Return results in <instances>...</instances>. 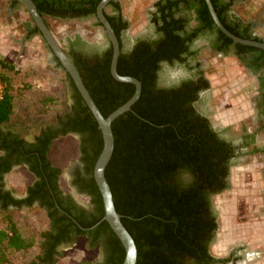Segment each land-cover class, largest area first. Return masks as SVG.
Returning <instances> with one entry per match:
<instances>
[{
  "label": "trees",
  "instance_id": "16d2710c",
  "mask_svg": "<svg viewBox=\"0 0 264 264\" xmlns=\"http://www.w3.org/2000/svg\"><path fill=\"white\" fill-rule=\"evenodd\" d=\"M12 1L15 5L18 0ZM32 1L48 27V17L65 18L68 12L71 17L94 14L100 0H79L76 8H68L65 0ZM201 3L200 20L215 27L204 0ZM211 3L231 33L261 41L252 36L247 26L236 29L225 22L226 4L217 0ZM104 15L119 42L118 74L132 76L141 83L140 95L131 109L111 123L114 147L104 170L115 209L137 249L135 264H209L212 258L208 249L217 227L210 198L228 186L230 167L241 157L264 152V144L235 156L231 140L215 132L191 105L195 91L190 83L155 87L158 62L179 58L182 51V39L172 23L164 19L157 27L155 39H138L130 50L124 51L119 38L121 28L111 22V16ZM30 20L33 22L31 17ZM28 26L29 36L40 35L34 24ZM216 30L224 46L234 44L238 52H253L252 58L242 59L246 66L257 70L261 62L264 65L263 49L234 43ZM75 42L81 43L78 39ZM72 45L71 41L69 46ZM64 51L104 117L133 95L132 83L117 81L110 73L112 48L99 56L83 52L76 57L72 50ZM16 71L13 62L0 56V208L6 211L9 205L21 208L37 203L36 208L45 210L48 225L37 237L25 236L10 215L4 213L8 225L0 228V264L7 263L12 251L35 246L39 252L29 264H56L61 256L60 247L77 241L89 249L102 247L105 254L101 261L82 264H122L125 250L103 220L102 197L93 177L94 164L103 146L95 118L66 73L75 103L53 123L41 127L31 140L21 137L5 126L13 112L11 76ZM259 114L264 115L263 108ZM257 131L240 136L244 148L254 143ZM66 135L79 136V163L71 169L70 184L77 193L89 198L85 206L78 205L72 194L61 187L62 169L49 159L53 142ZM21 164L28 168L33 181L27 186L28 196L16 199L11 190L3 188L2 179L13 165Z\"/></svg>",
  "mask_w": 264,
  "mask_h": 264
},
{
  "label": "rangeland",
  "instance_id": "374dc122",
  "mask_svg": "<svg viewBox=\"0 0 264 264\" xmlns=\"http://www.w3.org/2000/svg\"><path fill=\"white\" fill-rule=\"evenodd\" d=\"M151 2L152 0H124L123 8L131 19L132 35L146 30L145 9ZM234 2L233 9L236 14L243 21L256 23V35L264 38V0ZM46 20L48 28L61 46L65 39L74 33H79L93 42H103L101 29L92 20L63 21L49 17ZM24 23L31 26L34 24L19 0L15 5L12 0H0V56L17 66L16 73L11 76L13 112L5 126L21 137L31 140L41 127L53 123L58 115L69 110L72 90L65 72L59 80L42 79L37 65L48 69V63L45 60L46 55L39 52L48 51V48L39 34L40 51L38 44L31 43L29 38H33L35 34L29 36L26 31L29 26ZM26 37L28 43L19 47L16 40ZM201 57L207 64L206 73L210 74L211 79L212 86L206 106L214 126L224 128L226 133L235 138H239L244 127L249 131L257 129V144L261 146L264 141V128L260 125L264 123V115H261V121L257 118L255 77L246 73L236 60L216 57L208 53L206 48L201 51ZM57 62L55 59L54 66L61 70ZM212 72L215 74H211ZM79 154V136L66 135L53 142L49 159L62 169L61 187L67 189L79 204L88 205L89 198L77 193L70 184L71 169L79 163ZM263 169V152L241 157L229 169V187L211 196L218 228L210 245L213 255H225L235 248L238 252L247 254L245 259L237 260L236 264H264ZM32 181L33 176L23 166L12 169L4 177L6 187L18 196L24 193ZM4 213L10 215L11 220L25 236L37 237L39 231L48 225L43 211L32 207L11 209L7 212L0 209V228L8 225V221L2 216ZM38 252L37 246L12 251L6 264H29ZM60 252L61 256L56 264H82L83 261L93 263L104 259L102 247L89 249L81 241L61 247Z\"/></svg>",
  "mask_w": 264,
  "mask_h": 264
},
{
  "label": "flooded vegetation",
  "instance_id": "af4514ba",
  "mask_svg": "<svg viewBox=\"0 0 264 264\" xmlns=\"http://www.w3.org/2000/svg\"><path fill=\"white\" fill-rule=\"evenodd\" d=\"M217 1L221 4L227 5L226 10L224 11L223 17H224L225 22L228 25H231L235 27L236 29H241L244 26H247L249 30L251 31L252 36H257L258 38H260L261 41L264 42V38L256 35L255 33L256 23L252 21H243L236 14L235 10L233 9L235 0H217ZM65 2L67 3L66 5L68 8H76L78 7L79 0H65ZM123 2L124 0H110L107 3V5L103 8V14L105 13L111 16L112 17L111 22L114 23L116 27L121 28L119 38L122 42L124 51L130 50L134 42L138 39H148V40L155 39L158 36L157 27L163 23L164 19L166 20L165 22H168L170 24L172 23L171 27L174 28V31L182 39L183 47H182V51L179 54V58L171 59V61H168L167 59L160 60L158 62V67L155 71V75H156L155 81H154L155 87H160V88L181 87L185 83H190L194 87V91H195V97L193 98L191 105L193 106V108L199 115L203 116L208 121L211 128L215 132L220 134L225 139L228 138V137L226 138V135H229V137H231L230 139H233L234 141L238 143V148H235V156H237L242 151H247V150L251 151L254 146L258 148H262L264 141L261 146H258L257 133L255 134L254 143L248 146V149L244 148V143L239 139L242 134L252 133L254 130H257V129L249 131L244 127L242 129V134L239 136V138L237 137L235 138V136L230 135V133H226L224 131V128H218L217 126H214V124L210 120V117L207 112V106H206V99L209 95L210 87L212 86L211 81H210L211 79H210V74L206 73L207 64L205 63V60L201 57V51L203 50V48H206V51L208 53H211L216 57H224L225 59L229 58V59L236 60L237 64L240 67H242V69L246 73H249L251 76L255 77L256 87H257V95H256V106H257L256 108H257V116H258L257 118L261 121L262 117H261V114H259V109L260 108L264 109V85H263L264 65L261 62L258 69L253 70L252 68L246 66L245 62L242 61L243 58L245 60L252 58L254 56L253 52H249V51L238 52L234 44H228L227 46H224L222 42L220 41L219 33L216 30L217 27L214 25L215 27L210 28L206 26L204 22L200 20L198 10H200L202 6L201 0H152L149 7L145 9V14H146V19H147V28L145 31L135 34V35H132L130 33L131 19L129 15L124 11ZM97 5L95 7L94 14L79 15V16L71 17L70 16L71 12H68L65 18H52L55 20H63V21L64 20H77V21L92 20L101 29L102 35H103L102 43H99L96 41L93 42L85 38L79 33H74L72 36H69L65 39L61 47L64 50H70V51L72 50L76 57H78L79 54L81 53L83 54V52H87V53L92 52L99 56V55H102L106 50L112 48L111 42L105 32V29L98 18ZM68 39L70 40V44L72 41V44H73L72 46H69L70 44H69ZM77 39L81 43H76L75 41ZM47 48L50 50L48 45H47ZM57 63H60V62L58 61ZM58 66L61 68V65H58ZM170 70L172 72H170ZM211 74H215V73L212 72ZM72 93L70 96L69 110L71 108V105L75 103V99L72 97ZM263 125L264 123L260 125V127L264 128ZM18 166L26 167L25 165H22V164L13 165L11 170ZM9 172L5 173L2 179L3 188L6 191H10V189L6 187L4 183V177ZM263 176H264V169H263ZM70 180H71V177H70ZM229 184L230 183H229V177H228V186L225 189L229 187ZM11 195L13 198H16V199L26 198L28 196L27 187L25 188V191L22 195L18 196V195H15L13 192H11ZM74 201L78 205H81L75 199ZM36 205L37 203H34L32 206L22 205L21 208H18L17 206H14V205H9L6 211H10L11 209H14V210L28 209V208L36 207ZM41 211H43V213L46 215L45 210H41ZM216 222H217V216H216ZM217 231H218V228L216 227L215 236L217 234ZM208 253L212 258L209 261V264H236L237 260L245 259L247 255V254H242L238 252L237 249L233 248L229 250L228 253L225 255L215 256L210 252V246L208 249ZM104 257H105V254H104ZM42 264H45V263H42Z\"/></svg>",
  "mask_w": 264,
  "mask_h": 264
},
{
  "label": "water",
  "instance_id": "95a60500",
  "mask_svg": "<svg viewBox=\"0 0 264 264\" xmlns=\"http://www.w3.org/2000/svg\"><path fill=\"white\" fill-rule=\"evenodd\" d=\"M109 1L110 0L99 1L97 5V15L112 45L110 73L112 77L117 81L132 83L135 87V90L133 95L125 103H123L118 108L113 110L110 114H108L106 117H104L96 106V104L94 103L93 99L91 98L88 90L84 86L79 72L76 69L73 61L65 53L64 49L56 40L51 30L47 27L43 20V17L39 14L33 1L19 0L22 6L29 13L34 25L38 28L41 37L45 40L46 44L50 48L54 58L60 62L61 69L70 76L82 99L84 100L85 104L87 105L93 117L95 118L99 129L101 130L103 146L94 164L93 177L102 197L104 208L103 220H105L109 224L110 228L118 237L124 247L125 255L122 264H135L137 259V249L133 238L121 222L120 214L115 209L112 193L105 178L104 170L108 161L110 160L114 147V137L111 130V123L116 117L131 109L132 104H134V102L138 99L140 95L141 83L139 80L132 76L119 75L117 72L116 66L119 55V44L109 22L103 14V8L107 5ZM205 2L214 25L224 35H226L235 43L257 47L264 50L263 41L243 39L231 33L219 20L211 3V0H205ZM226 138L228 140H231V143L234 148H238V143L233 139H230L231 137H229V135H226Z\"/></svg>",
  "mask_w": 264,
  "mask_h": 264
},
{
  "label": "crops",
  "instance_id": "0c3cea01",
  "mask_svg": "<svg viewBox=\"0 0 264 264\" xmlns=\"http://www.w3.org/2000/svg\"><path fill=\"white\" fill-rule=\"evenodd\" d=\"M24 24L28 26V24H26V23H24ZM26 31H28V29ZM14 38H16V37H14ZM27 39H28V37L20 39V40H16V41H18L17 44L19 45V47H23L25 43H28ZM29 39H31V43H33V44L35 43L36 45L38 44L37 45L38 50L40 51V38L38 37V35H35V36H33V38H29ZM39 53L46 55L45 60L48 63V64H46L48 69L42 67L41 65H37V68L40 71V75H41L42 79H44L46 81H51V80H59L60 78H62V76H63L62 74H64V71L62 69L60 70L54 66L55 65V58H54L53 54L50 52V50L49 49H48V51L44 50V51H41ZM45 86H47V85H45Z\"/></svg>",
  "mask_w": 264,
  "mask_h": 264
},
{
  "label": "built area",
  "instance_id": "2783aa9c",
  "mask_svg": "<svg viewBox=\"0 0 264 264\" xmlns=\"http://www.w3.org/2000/svg\"><path fill=\"white\" fill-rule=\"evenodd\" d=\"M0 88H1V85H0Z\"/></svg>",
  "mask_w": 264,
  "mask_h": 264
}]
</instances>
